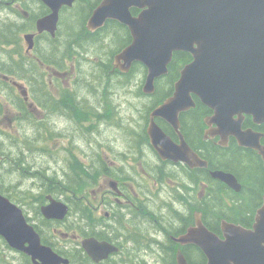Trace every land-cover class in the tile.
<instances>
[{
    "label": "flooded vegetation",
    "instance_id": "flooded-vegetation-1",
    "mask_svg": "<svg viewBox=\"0 0 264 264\" xmlns=\"http://www.w3.org/2000/svg\"><path fill=\"white\" fill-rule=\"evenodd\" d=\"M78 2L79 0H73L71 5L63 4L60 7L56 28L54 33H52L50 30H39L38 28V21L52 12L51 7L44 0H0V15L3 14L10 21L8 22V26L1 29L4 30L5 35L0 40L1 61L4 64L3 66L1 63L2 67H0V115H2V112L4 114V100H8L9 105L17 108V118L22 121L26 119L29 122L36 121L40 123L43 119L40 118V115L38 116V110L48 111L52 108L55 112H60L59 110H55L54 106L61 103L62 100L70 99L65 95H69L72 98L78 96L74 88L68 90L66 87V81L69 79L70 74L61 70L57 63H61L59 60L60 56L57 57L54 53L58 42V46L61 43L58 35L62 19L65 13H68V15L70 14V19L75 21V7ZM100 2L101 0L98 1L95 7ZM95 7L84 21V26L88 31L98 29L91 30L87 25L88 19ZM138 12V9L131 8L132 14L136 15ZM16 20L17 22H13ZM110 20L116 21L108 19L104 24ZM125 27L127 28V26ZM128 34L130 37L129 42L120 48L111 58L112 68H110V72L108 73L107 84H109L111 72H116L119 79L130 84V79H133L137 70L133 71L132 76L128 79H126L125 75L127 73L130 74V69L134 63H139L145 69V75L141 73L144 76L143 82L145 83L147 68L143 64L133 62L124 71L120 67L122 61L116 60V55L132 41L129 30ZM20 35L22 36L20 37ZM22 40L25 42L23 50H21ZM51 43L55 46L48 52ZM14 47L16 48L14 49ZM176 52L183 51H175L173 54ZM84 53L87 54L88 49ZM84 53L81 51L77 52L78 55ZM71 57H74V55L65 56L63 59H70ZM95 63V68L101 66V63L104 65L101 59H98ZM39 67L46 68V70L55 76L57 82L62 81L61 83L65 86L56 83V87H51L53 82L50 80L49 87H51L50 91L52 93L47 91L46 87L42 85L44 81L38 82V85L35 86V81L39 80L36 79V76H40L42 72ZM18 69L23 77L21 82L27 85V89L23 84H18L20 81L16 83L14 80L16 79L14 75H17ZM165 74L154 79L153 90L149 93L144 91V83L137 87L125 86L131 94L135 95L133 98H138V100L145 98L149 101L143 104L142 108L137 107L136 112H127L125 116L120 114L119 109L116 120L119 119L117 121H106L109 124L106 126V129L112 130L115 134L110 135L105 140L106 142L102 141L105 145L100 147L101 150L99 152L96 151L87 155L89 161L87 163L88 175L90 177L88 178V186L84 192L88 190V193L79 195L84 201L88 212V217H85L84 224L82 223V218L77 215L80 218L77 219L80 221L76 226L74 224L73 226L67 225L65 226L66 231H60V229L55 227L56 224L63 223L68 218L70 212L73 211L71 206L76 199V193L73 191L60 192L61 188L65 190L63 186L66 184L62 185L57 182L54 184L55 187L53 189L49 187L48 183L40 182L36 184L35 190L31 188V193H27L33 200V203L36 204V213L39 215V220L27 215L21 208L24 217L39 234L41 243L50 246L56 253L67 258V264L207 263L206 255L199 246L194 242L180 240L190 227L197 225L198 221L204 224L202 210L199 206L205 196L207 187L203 170L207 172L210 178L215 180L218 179L213 178L210 175V171L222 170L232 174L239 186L238 190L233 189L223 181H218L235 194L241 191L243 183L231 171L216 168L210 169L208 163L206 166L191 167L182 160L163 158L157 152L148 134L151 112L156 106L172 95L174 83L179 77L178 75L177 79L173 82L169 93H163L162 96L160 94L159 97H161L157 99L154 97L156 88H158L156 87V82L157 80L160 81ZM31 77L33 80L30 84ZM94 88V86L88 87V94ZM87 97L86 99L84 97H77L76 99L82 103L84 101L87 102ZM192 98L195 101V106L185 111H180L177 129L164 118L153 116L156 125L173 142L179 144L180 135H182L188 146L200 158L206 161L205 157L200 154L202 150H195L188 143L189 141L182 129L183 121H181L183 115L197 110L199 105H202L209 112L206 114L200 113L198 118L200 124L198 143L200 146L205 142H209L213 147L227 148L234 141L235 146L253 150L264 162V159L257 150L239 145L234 136L230 135L226 141H223L220 135L214 131L216 125L213 122H208V118L212 115L213 111L202 104L195 95H192ZM93 109V105L88 103L89 117H97L93 115ZM247 117L250 118L252 126L244 125ZM10 121L7 118V122L10 123ZM262 124L264 122L255 124L250 116L245 115L242 121V128H252L256 132L264 133V130L257 129ZM260 144L264 145L263 137L260 138ZM19 169L18 166L15 167L16 171H19ZM195 170L197 171L195 179L189 178L188 172L194 173L196 172ZM8 189L12 195L10 199H13L14 188L9 186ZM0 193L3 194L1 191ZM52 199L62 201L68 205L67 215L63 219L45 218L42 215L41 207L49 204ZM223 221L243 226L236 221L224 219L219 220V229L217 231L204 225L220 238H223L221 230ZM81 227L85 229L84 232L79 230ZM84 238L94 240L91 241V245H89L90 250L88 251L84 250L81 244ZM22 255L27 262L26 264L29 262L34 264L29 255L23 252Z\"/></svg>",
    "mask_w": 264,
    "mask_h": 264
},
{
    "label": "water",
    "instance_id": "water-1",
    "mask_svg": "<svg viewBox=\"0 0 264 264\" xmlns=\"http://www.w3.org/2000/svg\"><path fill=\"white\" fill-rule=\"evenodd\" d=\"M52 12L38 21L39 30L54 33L59 9L73 0H44ZM131 8L139 12L134 15ZM108 19L127 26L132 41L117 55L122 70L140 62L147 68L144 91L153 90L154 79L167 72L175 51L191 54L174 83V91L151 112L150 141L163 158L206 166L180 135L179 144L153 120L164 118L175 129L178 114L195 105L192 95L213 113L215 133L223 141L234 136L241 146L257 150L264 159V133L242 128L245 115L255 124L264 122V0H101L88 19L91 30ZM210 175L235 190V177L222 170ZM68 205L54 200L41 207L45 218L63 219ZM223 238L202 222L180 238L194 242L205 253L206 264H264V195L250 228L223 221ZM0 236L13 249L31 257L34 264H67L68 259L42 244L22 209L0 193ZM92 239L81 242L88 251ZM95 244V243H93Z\"/></svg>",
    "mask_w": 264,
    "mask_h": 264
},
{
    "label": "rangeland",
    "instance_id": "rangeland-1",
    "mask_svg": "<svg viewBox=\"0 0 264 264\" xmlns=\"http://www.w3.org/2000/svg\"><path fill=\"white\" fill-rule=\"evenodd\" d=\"M85 11L86 10H83V12ZM8 22L10 21L1 14L0 40L3 39L5 35L4 30L1 29L8 26ZM13 22H17V20ZM71 22H73V20ZM64 32L65 27L61 25L58 35L59 40L63 37ZM21 36L22 35H20V37ZM21 42V50H23L25 42L23 40ZM61 44L62 42L60 46H58V42L57 47H55L54 53L57 57L60 55V51L64 49ZM44 45L46 44L44 43ZM50 45L48 52L53 49L54 44L51 43ZM111 47V45L105 46L104 44L97 43L95 46L90 45L87 54L78 55L77 52H75L73 54L74 57L70 59H63L62 57L59 59L61 62L59 66L61 70L70 74L69 79L66 81V87L68 90L74 88L78 95L76 98L84 97V99H86L88 96L87 102L93 105V115L97 116L89 117L88 115V120H86L88 122L84 121L81 126L70 119L68 115L55 112L52 108L48 111L38 110V116L40 115V118L43 119L40 123L32 121L31 119L30 121L32 122L26 119L22 121L17 118V108L9 105L8 100H4L3 102L5 103V105L3 104L5 110L4 114L2 112V115H0V149L2 150L0 153V185L2 189H8L9 186L13 187L15 192L13 194V199L3 194L22 208L27 215L36 218V220H39V215L36 213V204L33 203V200L27 193H31L30 189L34 188L35 190L36 184L43 181L34 176H32L34 177L32 178L25 174L40 171L48 176L56 175L61 179L62 175L69 171L71 154L79 161L89 163L87 155L96 151L99 152L101 150L100 147L105 145L102 141L107 140L110 135L115 134L112 130L106 129V126L109 125L106 121H117L119 119L116 120L119 109L120 114L125 116L127 112H136L137 107L142 108V105L149 101L145 98L139 100L138 98H133L135 95L133 93L131 94L125 87H137L144 83V76L139 71H136L133 79H130V84L119 79L116 72L110 73L112 75H110L109 84H107L106 80L110 72L112 58L108 60L109 55L107 53ZM15 48L16 47H14V49ZM98 59H101L102 62H107L105 70H102V68H100L101 66L95 68V62ZM1 60L2 54L0 53V67H2V65L4 66ZM39 69L42 72L40 76H36V79L39 80L35 81V86L38 85V82L44 81L43 86L51 93L52 91H50V89L51 87H56V83L65 86L61 83L62 81L57 82L55 76H53L50 71L46 70V68L39 67ZM14 77L16 78L14 79L16 83L20 81L18 84H23L27 89V85L21 82L23 77L19 69L17 75H14ZM32 80L33 78L31 77L30 84ZM50 80L53 82L51 87H49ZM93 86L95 88L88 94V87ZM7 118L11 120L10 123L7 122ZM89 141L91 142L90 144ZM99 141L100 143H98ZM19 156L22 158L19 163H11V161L8 164V161L13 160V157ZM14 164H18L17 166L20 168L19 171L15 170ZM3 168H9L10 170L8 169V173L6 171L4 173L2 170ZM45 183L47 184V182ZM86 193H88V190L84 192V194ZM71 207L73 209V205ZM77 215L79 214H75L73 209L68 218L63 223L56 224L55 227L60 229V231H66L65 226H73V224L76 226L80 221ZM26 263L22 252L8 246L5 240L0 236V264Z\"/></svg>",
    "mask_w": 264,
    "mask_h": 264
},
{
    "label": "trees",
    "instance_id": "trees-1",
    "mask_svg": "<svg viewBox=\"0 0 264 264\" xmlns=\"http://www.w3.org/2000/svg\"><path fill=\"white\" fill-rule=\"evenodd\" d=\"M98 1L99 0H79L75 7L76 14L75 21L73 22H71L72 19H70V14L68 15V13H65L66 15H64L61 23V25L65 27V32L61 38V46H63L64 49L60 51V58L71 56L78 51L84 53L90 47L89 45L95 46L99 43L105 46H112L107 53L109 55L108 60H110L120 48L129 42L130 37L127 28L116 21H107L101 28L95 31H88L85 28L84 21ZM83 10L86 11L83 12ZM54 46L55 45H53V47ZM191 57V54L186 52H176L173 54L171 62L167 66V73L160 81L157 80L156 82V87L158 88H156L155 98L159 99L163 93H169L173 82L179 75V69L182 65L189 62ZM57 63L59 66L61 65L59 62ZM100 65L101 68L103 67L102 70H105L107 67L106 62H104V65L102 63ZM110 68L112 67L110 66ZM130 70L131 72L128 71L130 74L127 73L125 75L126 79L130 78L132 72L136 70H139L143 74L145 73V69L139 63H134ZM164 87L166 88L165 91ZM160 94L161 96L159 97ZM65 96L70 99L62 100L61 103L55 104L54 109L59 110L61 113H66L70 119H73L75 123L81 126L84 121L88 120V103L85 101L80 103L77 99L69 95ZM208 112L209 110L207 108L199 105L197 110L190 111L182 116V129L186 134V138L189 141L188 143L193 149L202 150L200 154L205 157L210 169L216 168L231 171L243 184L241 191L235 194L218 180L210 178L207 172L203 170L205 182L207 184L205 196L199 204L203 214V222L208 228L216 231L219 229L218 222L220 219L236 221L241 223L244 227H249L254 221L256 209L262 204L264 192V162L253 150L235 146L234 141H232L227 148L218 146L213 147L209 142H205L200 146L198 143V134L200 130L198 118L200 113L206 114ZM244 125L252 126L249 117L245 119ZM257 129L264 130V124ZM1 151L0 149V153ZM21 160V156L13 157V160H9L8 164L11 161V163H19ZM69 161V171L64 173L59 180L56 175L48 176L40 171L25 175L39 178L41 181L47 182L49 187L53 189L55 187L54 184L57 182L62 185L66 184L63 186L65 190L61 188L60 192L65 193L73 191L76 193V199L74 201L72 200L73 209L75 214L78 213V216L82 218V223L84 224V219L86 216L88 217V212L84 201L79 195L84 193V190L88 186V178L90 177V175H88V164L79 161L73 154H71ZM17 165L18 164H14L13 166L16 167ZM8 169L9 168H3L2 170L4 173L5 171L8 173ZM195 173H197V171L194 173L188 172L189 178L195 179ZM0 191L9 198H12L9 189H2L0 186ZM79 230L84 232L85 229L81 227ZM28 264L31 263L29 262Z\"/></svg>",
    "mask_w": 264,
    "mask_h": 264
}]
</instances>
